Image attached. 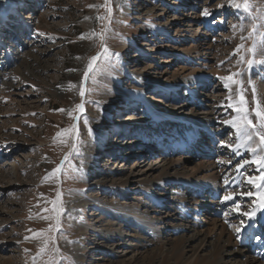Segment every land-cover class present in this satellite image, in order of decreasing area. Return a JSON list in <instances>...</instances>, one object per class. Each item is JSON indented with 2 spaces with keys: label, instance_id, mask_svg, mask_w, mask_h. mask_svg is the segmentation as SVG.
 <instances>
[{
  "label": "rangeland",
  "instance_id": "obj_1",
  "mask_svg": "<svg viewBox=\"0 0 264 264\" xmlns=\"http://www.w3.org/2000/svg\"><path fill=\"white\" fill-rule=\"evenodd\" d=\"M107 2L112 9L110 17L104 6L106 0H0V18L5 14L6 27L0 29V264L106 262L105 257L112 258L107 250L113 243L103 238V230L113 222L122 223L124 217L118 214L119 210L111 218L103 214L99 210L103 203L111 210L120 208L138 216L133 223L138 237L146 239V247L139 250L145 252L152 247L151 241L166 238L159 229L150 230L147 225L142 226L146 231L140 230L142 217L148 213L145 210H163L179 217L185 206L182 199H202L195 188L186 185L182 190L180 183L188 181L181 175H172V184L167 190L155 189L157 194L150 190L158 182L157 177L129 181L126 187L138 188L133 193L142 200L125 197L122 185H127L135 163L184 157L189 159L182 168L189 172L200 161L213 162L218 168L225 163L223 147L216 155H197L200 161H191L190 157L196 155L193 150L181 155L170 152L175 142L172 145L171 139L165 141L167 137L175 133L179 139L189 130L178 121L156 118L136 95L141 94L160 110L185 106L179 111L188 117L194 101L186 94L190 92L188 86L177 87L176 92L166 90L168 93L163 95L166 91L151 86L150 80L182 78L189 68L203 64L210 67L208 70L221 68L224 76L240 73L234 77L236 102L242 94L253 122L259 124L253 110L260 99L258 93L253 95L248 81L256 84L264 65L249 71L242 61L247 52L241 50L238 66V54H234L239 45L246 49L252 44L248 39L252 21L247 14L228 7L229 0ZM253 2L264 6L263 0ZM18 5L20 13L15 10ZM204 9L212 15L204 16ZM105 27L107 59L101 55L100 38L92 36ZM186 49L200 50L201 59L196 63L185 53L180 54ZM94 56H100L101 71L85 81L83 74ZM220 72L207 88H197L201 97L207 93L217 102L228 93L219 78ZM202 79V75L198 76V83ZM126 91L135 95L130 98ZM82 101L84 111L80 112L76 106ZM194 109L199 113L196 116L205 117L201 112L207 110ZM220 110L216 108L217 119L210 128L216 131L218 145L222 141L233 143L234 130L224 128L222 122L233 112L223 114ZM253 167L248 165L246 174L257 175V170H251ZM228 170L220 173L219 184L228 179ZM245 189L233 191L245 193ZM59 199L62 211L57 230L53 207ZM158 199L164 205L159 207ZM193 207L183 208H191L189 212L195 214V220L204 218L200 224L206 226L219 212L202 210L199 214ZM79 225H84L82 230ZM227 226L230 227L229 223ZM47 237H51L47 250L41 252ZM78 243L82 249L77 247ZM143 256L146 257L139 258L140 264L149 262V255Z\"/></svg>",
  "mask_w": 264,
  "mask_h": 264
},
{
  "label": "bare ground",
  "instance_id": "obj_2",
  "mask_svg": "<svg viewBox=\"0 0 264 264\" xmlns=\"http://www.w3.org/2000/svg\"><path fill=\"white\" fill-rule=\"evenodd\" d=\"M25 3H27V1ZM15 10H18L17 12L20 13V6L18 5ZM4 15L0 18V29L6 30V27L4 25L5 23H3ZM242 52L243 51H240L238 54L237 66L240 65V56ZM182 53H185V55L188 56L187 58H189V60H192V62L195 61L196 63L197 60L201 59L202 55V52L200 50L194 52L191 49L183 50L180 52V54ZM8 56L9 55H7V57ZM195 65H193V67ZM208 68H210L208 65L205 66L203 64L201 67L189 68L188 72L184 71L183 73H186L182 78L180 77L174 80L168 78L167 80H164L162 77H160L150 80L151 86H153L154 88L160 87L163 91L173 90L176 92L177 87L180 88L181 86H188L190 92L186 94L189 96L190 100L194 101L192 103L194 106L193 112L190 115L191 117H188L184 113V111H179V109L186 108L185 106H179L175 109L160 110L156 107L155 104H151L141 94L136 95L143 100V102L149 107L150 111L154 113L156 118L161 119L162 121L166 119L173 120L174 122L178 121L177 123H183L189 130V133H185L186 135H183L184 137L182 136L179 139L175 138L176 140H178L176 143H174L176 148H173L170 151L174 154H176L174 152L176 151L177 153H180L179 155H181L182 150H187L189 149L188 146H191L193 151L197 150L199 153H202V155L212 156L216 155L219 149L222 148L220 146L221 143L220 145H218V136L216 135V131H214L215 129L210 128V126L217 119L216 116V118L214 117L217 112L215 111L216 108H220L221 110L219 111V113L223 114L224 112L232 110L227 106L230 102L229 95H231V103H237V94L235 92L236 87H234V84H231L230 88L227 89L228 93L226 95H223L221 97V100L220 98H218L220 101L217 102L207 93H205L203 97H201V93H197V91H199L197 88H200V85L201 87L202 85H205L203 88H207V85H211V79H214V77L218 76L221 69L219 67H211L212 69L208 70ZM257 69L259 71L260 68L258 67ZM262 70V72L259 71L260 79L256 81V85L258 93L257 95L260 99L259 101L264 104V80L261 79L262 77H264V66L262 67ZM200 75L203 76V79L198 83L197 77ZM220 77H224L223 73L221 74V72ZM221 83L224 86V81H222ZM162 93L163 95H165L166 93H168V91ZM127 95L131 98L135 95V93L127 92ZM203 98H205L206 100ZM205 101H207L208 103L206 102L204 104ZM215 103H217L218 105L216 106ZM194 108L207 110L201 112V114H205V117L199 115L196 116V113H199L198 111H196L197 109ZM232 112V117L222 121L224 128L230 127L224 122L230 121L237 115L233 110ZM170 139L171 137L168 136L165 141L169 142ZM254 142L259 143V141L256 140L255 137ZM235 143L236 140L232 144ZM176 144H178V146ZM196 145H198V147L193 148ZM249 146H252V142L249 143ZM223 148V152L225 153V163L221 164L219 168L217 166H213V162L211 164H205L203 163V161L201 162L197 158L199 157L197 155H193L194 157H190L191 161L194 160L193 158H196V160L200 161L197 162V168L191 169L190 172L186 171L185 168H182L186 161H188L189 159H185L184 157H181L180 159L170 158L164 162H160L161 160H158L151 161L150 163L145 161L144 164L142 162L135 163L134 168H131L129 176L126 179V184L129 181H137L142 177H144V179H152L153 177H157L158 182L153 184V188L150 189L155 192V194H157V191H155V189L167 190L169 183L172 184V175H181L182 177H184L185 181H188L180 183L183 186L182 190L184 191V187L188 185L192 189L195 188L196 190H199L200 196H202V199L198 202H195L194 200H191L189 198L182 199L181 202L184 201V205L186 207H189V205H193L194 207L192 209L195 213L199 211V214L202 210L210 212L211 210L215 209V212L213 211L214 213H216V211L218 210L220 212L215 214V217L213 216L214 218H210L206 226L204 224H200L204 218H201V220H195V214H191L189 212V209L191 208H183L185 206H182L183 214H181V216L179 217H177V213L174 215L168 212L165 213L163 210H145L148 211V213L142 217L143 224L139 226L140 230L146 231L147 229H143L142 226L147 225L150 230L154 228L159 229L161 233H164L166 235V238L164 237L165 239H160V241L157 242L151 241V248L147 247L148 249L145 252H139L141 248L146 247V239H140V237H138V235L135 233L136 226L133 223V219L138 218V216L135 215L134 212L128 213V211H124L120 208L111 210V208H109L107 204L103 203L99 208V210H101L103 214H107L111 218L114 217L115 211L119 210L118 214L121 217H124V219L122 223H110V225L112 224V226L106 230H103V238L113 243L112 247L107 250V253L112 255V258L105 257L104 259L106 260V262L97 264H140L139 258L143 257L145 259L146 257L143 256L144 253H147L149 255V262H147L146 264H264V258L258 256L256 252L251 249L250 245L253 243V241L248 238L253 233V231H256L258 226H264V210L257 213L255 221H249V223L253 224L254 226L243 231L239 239L237 238L234 229L232 227H228L226 222V220H229L230 218L232 220H230L229 222L238 225L239 216L231 211L234 204H241L242 211H248L253 206L252 201L256 199L255 196L248 197L244 194V192L233 191L235 188L238 189L240 187H245L247 189H245V193H247L248 191H252L255 193L257 191L251 185L241 182L245 177L240 173H237L235 167L238 162L245 159H251L253 154L251 152H248L246 148H241V155H234L230 149L225 147ZM182 153L184 154V152ZM261 154L264 153H260L258 151L257 155ZM229 161H231V163H229ZM227 169H229L228 171H231V173H228V180L230 182L227 185L225 183H221V185L218 183V181H221L219 180V178L221 177L220 173H223ZM246 169L248 168L246 167L242 171L246 173ZM251 170H256V166L254 165ZM251 170L247 171L249 172ZM156 171H159L160 173L155 174ZM122 186L123 188H125L126 198L129 197L130 199L132 198L139 199L140 201L142 200V198L135 197V193H133V191H138V188L126 187L128 186V184ZM224 191L228 192L225 193ZM130 192L132 194H130ZM144 192L146 193L147 190H145ZM229 193H232L234 195V200L225 201L224 196L228 195ZM161 202V199H158L157 205H164V203ZM226 212L228 213L227 216H225ZM58 213L59 219L61 214V199L57 200L56 202V214ZM168 220L171 222V224H168ZM75 222H77V220ZM83 226L84 225H79V228L82 230ZM124 227H126L127 229L125 230ZM172 235H176V237L171 238ZM77 247L79 249H82L80 243L77 244ZM117 257H120L119 260H115V258Z\"/></svg>",
  "mask_w": 264,
  "mask_h": 264
},
{
  "label": "snow or ice",
  "instance_id": "obj_3",
  "mask_svg": "<svg viewBox=\"0 0 264 264\" xmlns=\"http://www.w3.org/2000/svg\"><path fill=\"white\" fill-rule=\"evenodd\" d=\"M104 6L107 8V12L110 17L112 9L107 0ZM227 6L234 7L238 11L247 14V17L252 21L251 30L249 31L248 36V39L252 41L251 47L245 49V46L243 44L239 45L236 53L234 54H239L242 49L247 52L248 56L242 57V61L246 63L249 71H251L258 65H264V6H257L253 2V0H229ZM221 7H224V5H221ZM202 14L204 16L212 15V13L208 9H204ZM98 19H105V17H99ZM106 32L107 27H105L101 33L94 32L92 34V36H98L100 38L102 46L101 55H103L105 59H107L108 56V48L105 42ZM81 38L83 39L85 37L82 36ZM88 38L90 39L91 37ZM258 56L260 57V59H257ZM99 62L100 56H94L91 58L87 66V70L83 74L85 81L90 76H95L101 71ZM237 75H240V73H231L228 76L220 77V79L224 81V87L226 90L230 88L231 84L237 82L234 80V77ZM261 79L264 80V77H262ZM248 83L251 85L253 95L255 96L257 94V85L252 80H249ZM80 95L81 97L85 95V90L83 89V87L80 90ZM229 101L230 102L227 106L231 108L237 115L230 121H225L224 123L229 125L234 130L236 143L232 144L222 141L221 147L230 149L234 155H241V148H246L248 152H251L253 154L251 159L242 160L238 162L235 167L236 172L245 177L241 182L247 183L257 190L255 193L252 191L244 193L248 197H256V199L252 201L253 206L248 211H242V206L238 203L234 204V206L232 207L231 211L239 216L238 225L232 224L231 222L226 220V222L229 223V226L234 229V232L239 239L243 231L254 226L253 224H250L249 221H255L257 213L264 210V154L257 155L258 151L260 153H264V107H262L259 100L256 101V107L253 110V113L256 120L259 121V124L257 125L253 122V118L249 114V110L246 107L245 97L242 94L240 95L239 101L236 104L231 103V95H229ZM76 108L78 111L83 112V101L79 105H77ZM61 111H63V109H61ZM78 118L79 117H77V119ZM254 137L259 141V143L254 142ZM250 142H252V146H249ZM229 163H231V161H229ZM250 164L256 166L258 175H249L242 171ZM229 182L230 181L228 179L225 180L226 185ZM224 200H234V195L232 193H229L228 195L224 196ZM53 211H56L55 204L53 207ZM227 215L228 213L226 212L225 216ZM58 216L59 213L57 214V230L59 229ZM49 239H51V237H47L44 240V247L41 248V252L47 250ZM249 239L260 240L261 237L259 235H250Z\"/></svg>",
  "mask_w": 264,
  "mask_h": 264
}]
</instances>
